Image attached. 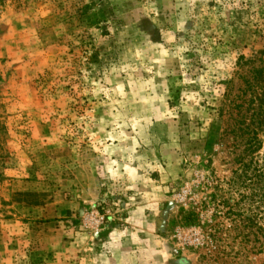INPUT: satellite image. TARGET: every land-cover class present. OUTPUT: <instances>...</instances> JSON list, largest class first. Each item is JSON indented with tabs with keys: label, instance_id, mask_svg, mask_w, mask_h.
Here are the masks:
<instances>
[{
	"label": "rangeland",
	"instance_id": "rangeland-1",
	"mask_svg": "<svg viewBox=\"0 0 264 264\" xmlns=\"http://www.w3.org/2000/svg\"><path fill=\"white\" fill-rule=\"evenodd\" d=\"M263 172L264 0H0V264H264Z\"/></svg>",
	"mask_w": 264,
	"mask_h": 264
},
{
	"label": "trees",
	"instance_id": "trees-1",
	"mask_svg": "<svg viewBox=\"0 0 264 264\" xmlns=\"http://www.w3.org/2000/svg\"><path fill=\"white\" fill-rule=\"evenodd\" d=\"M246 108L247 107L243 105V107L241 108L242 110L239 111V116L241 117H239L238 115L235 117L233 128H234V132L241 133V135L239 136L241 140H243L242 143H246L245 146H247V149L250 150V152H252L254 150H258L261 148V141L259 139V130L261 129V124L258 125L257 127H251V125L247 120V117L244 114V110H246ZM245 135H248L246 139H245ZM262 175L264 176V172L262 173Z\"/></svg>",
	"mask_w": 264,
	"mask_h": 264
}]
</instances>
